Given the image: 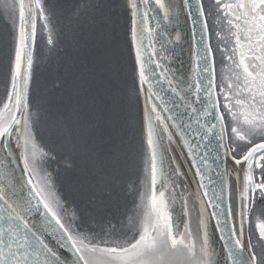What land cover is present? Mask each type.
<instances>
[{
  "label": "snow or ice",
  "instance_id": "obj_1",
  "mask_svg": "<svg viewBox=\"0 0 264 264\" xmlns=\"http://www.w3.org/2000/svg\"><path fill=\"white\" fill-rule=\"evenodd\" d=\"M153 2L163 14L151 17L157 28L160 19L179 22L181 15L179 6L173 8L167 0H127L140 93L147 85L146 149L143 177L136 189L138 203L127 223L121 222L119 228L109 223L99 229H83L77 224L79 217L75 212L68 215L47 170L46 165L57 157L38 141L29 102L37 39L46 38L48 45L54 43L51 5L47 0H0V7L9 17L11 37L6 63L8 88L0 101V264H264V0H209L207 12L202 0H182L191 24L197 23L194 12L198 14L203 52L191 69L200 78L193 83L176 84L166 75L169 69L160 63L155 47L159 40L157 29L149 26V12L157 11L150 7ZM141 5L145 10H141ZM207 18L227 33L225 36L216 32L225 44V71L219 84L213 71L211 46L203 39L208 30ZM179 39L177 34L176 40ZM153 64L161 69L160 78L167 80L193 113L197 109L192 97L200 102V93H204V107L196 116L199 130L194 132L203 141L215 134L218 147L223 150V155L218 152L211 158L224 164L223 172L217 173V185L208 175L215 171L209 163L212 148L200 156L193 151L195 146H188L179 125H173L188 146L190 163L203 189L195 228L188 196L181 192L178 197L176 192L187 174L179 164L171 174L167 170L163 136L157 129L167 134L169 142H173V134L152 102L154 96L161 99L152 82L156 75ZM201 72L208 74L204 83ZM201 117L205 122H201ZM208 117L218 123L207 121ZM217 128L219 131L215 132ZM66 132L72 135L71 128ZM229 160L233 173L227 167ZM232 174L235 181L229 184L227 177ZM102 183L101 173L96 184ZM178 198L183 200L184 215L189 217L183 232L173 217ZM211 221L215 224L211 225ZM213 228L219 234L215 249ZM46 233L55 237L61 249L70 248L71 256L64 257L54 250Z\"/></svg>",
  "mask_w": 264,
  "mask_h": 264
},
{
  "label": "rangeland",
  "instance_id": "obj_2",
  "mask_svg": "<svg viewBox=\"0 0 264 264\" xmlns=\"http://www.w3.org/2000/svg\"><path fill=\"white\" fill-rule=\"evenodd\" d=\"M49 1L54 43L46 49V39L39 41V53H46L48 63L41 88L38 76L29 100L34 132L42 146L57 157L46 167L65 198V207L78 214V225L99 229L111 223L119 228L138 203L136 189L143 177L146 149L141 99L127 39V13L122 14V0ZM204 3L207 12L208 3ZM207 24L213 58L220 63L225 44L212 32L209 18ZM217 27L227 36L223 27ZM9 29V17L0 7V101L8 88ZM220 77L217 67L218 81ZM68 128L72 135L67 134ZM101 173L104 183L97 185Z\"/></svg>",
  "mask_w": 264,
  "mask_h": 264
},
{
  "label": "water",
  "instance_id": "obj_3",
  "mask_svg": "<svg viewBox=\"0 0 264 264\" xmlns=\"http://www.w3.org/2000/svg\"><path fill=\"white\" fill-rule=\"evenodd\" d=\"M173 8L177 5L180 9V19L177 22L175 19H172L171 22H166L163 19H160L159 28H157L156 20L151 19L152 16L162 17V12H159L158 6L153 2L150 7L153 9H157V11L149 12V26L157 29L159 34V40L155 42L156 50L159 52V56L161 57L160 63L163 64L167 69H169L167 76L173 79V83L176 84L178 81H187L188 83H193L194 80L199 79L195 73L191 71V69L197 63V57L201 55L203 52V44L201 43V23L199 22L198 14L194 12V17L197 18L196 24H191L187 11L184 9V5L182 0H167ZM141 10H145V6L141 5ZM128 19H129V45L130 52L135 66V49L131 43V10L128 7ZM193 28L195 29V34L193 33ZM180 35V39L176 40V35ZM171 39L172 43H168L167 41ZM205 42L209 44L208 39V31L207 34L203 37ZM163 44V47H161ZM151 51V50H150ZM211 60L213 63V58L211 55ZM156 75L153 77L152 82L155 85V91L159 94L161 99H157L155 96L152 98V102L157 105V110L160 112L161 116L165 120V122L169 125V131L173 134V142H169L167 139V134L162 133L158 128V132L163 136L162 145L165 149V159L167 161V170L169 174H171V170L176 167V164L181 166V170L184 171L187 175L186 177L181 178V186L176 189L177 196L183 192L188 196V208L191 216V222L193 228H195L197 224V217L200 211V201L204 199L202 193L203 189L199 187V177L195 175V170L192 168L190 163L191 158L188 156V146H195L193 148L194 152H198L200 156L204 154L208 148H212V151L209 152V163L213 165L215 171L208 173L212 177L213 180L216 181L217 185L220 183V177L217 175L218 172H223L224 164L220 160L214 161L211 158H214L216 153H220L223 155V150L218 147L219 141L215 139V134L209 136L208 141H203L199 136L195 135L194 130H199V125L196 123V116L199 111H201L204 107V93H200V102H195V97H192L194 101V107H196L197 112L193 113L191 109H187L184 102L179 99L175 92H173L167 82V80L160 78L161 69L156 68L155 65H152ZM203 67V62H201V68ZM214 71V68H213ZM136 76V74H135ZM200 76H203V80L201 83L206 82L208 79L207 73H200ZM191 77V80L188 78ZM138 91V78L136 77ZM141 99V111L142 117L144 121V106L145 100L147 97V85H145V91L140 93ZM183 95V93H181ZM163 101V102H162ZM167 109V110H165ZM172 119H169V117ZM207 121L211 123H218L212 117H208ZM201 122H205V118L201 117ZM159 123V122H155ZM179 125L180 132L184 133L185 138L188 140V146L185 145L184 139L181 138L180 134L177 132L176 127L173 125ZM145 129V127H144ZM217 128L215 132H218ZM146 137V130H145ZM207 145V147H204ZM216 145V147H213ZM173 158L174 161L173 162ZM15 167V165H12ZM243 165H241L242 167ZM22 168V164L20 165ZM227 167L230 169L231 173L234 172V166L231 160L228 161ZM19 175V173H16ZM234 179L235 175L233 174ZM207 182V181H206ZM214 185H209V187H213ZM209 212L211 209L208 210ZM173 217L174 222L179 224L180 231L183 232L184 223L189 222V217L184 215L183 208V200L177 199L176 205L173 209ZM215 221H211V225H214ZM212 241H213V249H215L216 244L215 241L218 238V233L215 232V229H212ZM186 235V234H185ZM47 242L54 250L61 253L64 257L71 256V249H61L59 244L56 242L55 237L46 233ZM222 250V249H221Z\"/></svg>",
  "mask_w": 264,
  "mask_h": 264
},
{
  "label": "trees",
  "instance_id": "obj_4",
  "mask_svg": "<svg viewBox=\"0 0 264 264\" xmlns=\"http://www.w3.org/2000/svg\"><path fill=\"white\" fill-rule=\"evenodd\" d=\"M47 3L50 5V1L49 0H47ZM203 3H204V0H203ZM126 5H127L126 0H122V14L124 12L127 13V11H128ZM120 6H121V4H120ZM217 30H219V28H217ZM217 30H216V32H217ZM39 41H40V39L38 37L37 42H36L35 51H34L33 83H32V86L29 89V100H30V98L32 100V93L34 92L35 80H36V78L38 76H40V80H39V83H38V88H41V86H42V76L46 73V65L48 63V57H46V53H42V54L39 53L40 52ZM47 48H52V47H50L47 44L46 49ZM214 54H215V51H214ZM132 88H134V85H133ZM37 101H38V103L41 101L40 92H38V94H37ZM138 108H139V105H138ZM139 135H140L139 139L141 140V132H140ZM42 141L47 143L43 138H42ZM142 149H143V147H142ZM54 184H55V188H56V191H57L58 195L60 196L61 200L64 202V205H65V198L63 197L61 190L56 186V183H54ZM68 210L72 211V207H70ZM76 215H78V214L76 213ZM77 224H78V222H77ZM79 225H81V224H79Z\"/></svg>",
  "mask_w": 264,
  "mask_h": 264
},
{
  "label": "flooded vegetation",
  "instance_id": "obj_5",
  "mask_svg": "<svg viewBox=\"0 0 264 264\" xmlns=\"http://www.w3.org/2000/svg\"><path fill=\"white\" fill-rule=\"evenodd\" d=\"M204 1H205L206 3H209V0H204ZM209 19L212 21V27H211V30H212L213 33H216V30H217L218 27H217V26L214 27V21H213L212 18H209ZM45 39H46V38H45ZM46 42H47V40H46ZM213 54H214V50H213ZM220 57H221V59L219 60L220 63L217 62V59H216V58L214 59V66H215V74H216L217 84H219V81H218V79H217V67L220 68V76H221L222 72L225 71L224 66H223V64H222V60L224 59V54L222 53ZM217 91H219L218 88H217ZM220 100H221V108H220V111H223V107H222V105H223V98L221 97ZM225 122H226V123L228 122V117L225 118ZM228 170H229V172L231 173V171H230L229 168H228ZM257 171L259 172V170H257ZM232 179L235 180L233 174L228 176V182H229V184H233V183H232Z\"/></svg>",
  "mask_w": 264,
  "mask_h": 264
},
{
  "label": "bare ground",
  "instance_id": "obj_6",
  "mask_svg": "<svg viewBox=\"0 0 264 264\" xmlns=\"http://www.w3.org/2000/svg\"><path fill=\"white\" fill-rule=\"evenodd\" d=\"M11 167H13V166L11 165Z\"/></svg>",
  "mask_w": 264,
  "mask_h": 264
}]
</instances>
